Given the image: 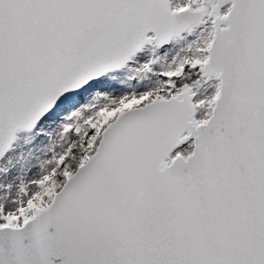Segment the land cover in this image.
Listing matches in <instances>:
<instances>
[{
  "label": "snow or ice",
  "instance_id": "obj_1",
  "mask_svg": "<svg viewBox=\"0 0 264 264\" xmlns=\"http://www.w3.org/2000/svg\"><path fill=\"white\" fill-rule=\"evenodd\" d=\"M0 264H264V0H0Z\"/></svg>",
  "mask_w": 264,
  "mask_h": 264
},
{
  "label": "rangeland",
  "instance_id": "obj_2",
  "mask_svg": "<svg viewBox=\"0 0 264 264\" xmlns=\"http://www.w3.org/2000/svg\"><path fill=\"white\" fill-rule=\"evenodd\" d=\"M110 80L115 83L116 87L115 89H109V93L113 90L117 92L131 90L138 86L139 83V77L134 67L126 68L122 72L112 75ZM33 139L34 138L30 135H21L19 137L16 142L15 153L11 158L13 165L23 169L33 163L39 164L45 159V156L42 153L48 150L51 144L59 143L58 137L55 135H53L49 142L45 144H34Z\"/></svg>",
  "mask_w": 264,
  "mask_h": 264
}]
</instances>
